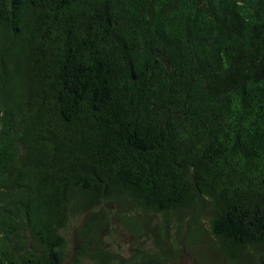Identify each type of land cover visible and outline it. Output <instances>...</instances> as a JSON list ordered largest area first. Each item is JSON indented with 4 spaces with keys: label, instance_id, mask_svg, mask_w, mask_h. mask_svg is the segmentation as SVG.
<instances>
[{
    "label": "trees",
    "instance_id": "trees-1",
    "mask_svg": "<svg viewBox=\"0 0 264 264\" xmlns=\"http://www.w3.org/2000/svg\"><path fill=\"white\" fill-rule=\"evenodd\" d=\"M181 249L264 264V0H0V264Z\"/></svg>",
    "mask_w": 264,
    "mask_h": 264
},
{
    "label": "rangeland",
    "instance_id": "rangeland-1",
    "mask_svg": "<svg viewBox=\"0 0 264 264\" xmlns=\"http://www.w3.org/2000/svg\"><path fill=\"white\" fill-rule=\"evenodd\" d=\"M115 209V208H114ZM113 209V211H114ZM162 220V216L152 217V224L159 222ZM83 216L82 215H74L70 218L67 227L61 231L63 235H65L68 245H67V258L71 257L73 250L77 241L75 240V234L77 227L82 224ZM186 226L184 227V230ZM174 232V230L172 231ZM150 240H138L137 237H132L129 230L125 228L122 224H120L115 217L110 218L109 220V233L105 237V247L111 252L118 253L122 257H127L131 254V249L134 246V243L140 244V246H144L146 248L153 250L155 249L153 242H155L153 237H149ZM198 246V245H197ZM196 262L192 259V257L185 252L184 250H180L179 258L173 263L172 261L169 264H209L203 256L198 255L195 252ZM85 264H90L87 261Z\"/></svg>",
    "mask_w": 264,
    "mask_h": 264
}]
</instances>
